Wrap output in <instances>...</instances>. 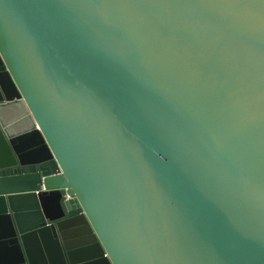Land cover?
I'll return each instance as SVG.
<instances>
[{
	"label": "water",
	"instance_id": "water-1",
	"mask_svg": "<svg viewBox=\"0 0 264 264\" xmlns=\"http://www.w3.org/2000/svg\"><path fill=\"white\" fill-rule=\"evenodd\" d=\"M0 264H264V0H0Z\"/></svg>",
	"mask_w": 264,
	"mask_h": 264
},
{
	"label": "bare ground",
	"instance_id": "bare-ground-1",
	"mask_svg": "<svg viewBox=\"0 0 264 264\" xmlns=\"http://www.w3.org/2000/svg\"><path fill=\"white\" fill-rule=\"evenodd\" d=\"M2 242H3V241H0V247H1V248H2ZM11 264H12V262H11Z\"/></svg>",
	"mask_w": 264,
	"mask_h": 264
}]
</instances>
